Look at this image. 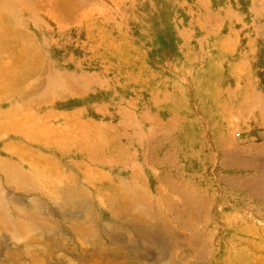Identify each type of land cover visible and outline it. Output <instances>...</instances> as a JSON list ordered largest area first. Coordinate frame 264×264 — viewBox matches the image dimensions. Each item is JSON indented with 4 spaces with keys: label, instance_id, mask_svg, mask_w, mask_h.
Masks as SVG:
<instances>
[{
    "label": "rangeland",
    "instance_id": "rangeland-1",
    "mask_svg": "<svg viewBox=\"0 0 264 264\" xmlns=\"http://www.w3.org/2000/svg\"><path fill=\"white\" fill-rule=\"evenodd\" d=\"M0 264H264V0H0Z\"/></svg>",
    "mask_w": 264,
    "mask_h": 264
}]
</instances>
